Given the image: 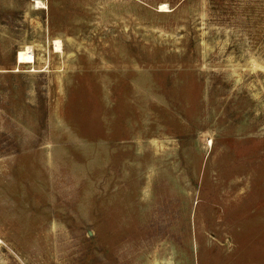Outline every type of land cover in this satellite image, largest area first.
Segmentation results:
<instances>
[{"label":"rangeland","instance_id":"374dc122","mask_svg":"<svg viewBox=\"0 0 264 264\" xmlns=\"http://www.w3.org/2000/svg\"><path fill=\"white\" fill-rule=\"evenodd\" d=\"M0 264H264V0H0Z\"/></svg>","mask_w":264,"mask_h":264},{"label":"bare ground","instance_id":"6f19581e","mask_svg":"<svg viewBox=\"0 0 264 264\" xmlns=\"http://www.w3.org/2000/svg\"><path fill=\"white\" fill-rule=\"evenodd\" d=\"M39 3V2H38ZM161 10H167L168 6L166 4H163L160 6ZM56 50L61 51V43L59 41H56ZM17 60L19 64H31L34 62V56L31 52L30 48H26L25 50H22L18 53Z\"/></svg>","mask_w":264,"mask_h":264}]
</instances>
